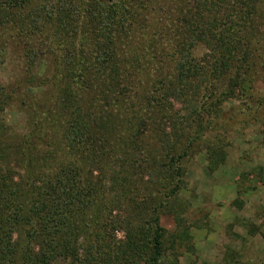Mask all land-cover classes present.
Segmentation results:
<instances>
[{"label": "trees", "instance_id": "16d2710c", "mask_svg": "<svg viewBox=\"0 0 264 264\" xmlns=\"http://www.w3.org/2000/svg\"><path fill=\"white\" fill-rule=\"evenodd\" d=\"M7 35L32 85L36 59L55 58L42 116L60 136L10 137L15 93L0 85V264H180L191 235L161 213L189 160L217 170L221 132L260 118L264 0H0Z\"/></svg>", "mask_w": 264, "mask_h": 264}, {"label": "rangeland", "instance_id": "374dc122", "mask_svg": "<svg viewBox=\"0 0 264 264\" xmlns=\"http://www.w3.org/2000/svg\"><path fill=\"white\" fill-rule=\"evenodd\" d=\"M24 46L9 35L0 40V85L13 87V92H7L15 93L2 120L12 130L10 137L19 141L27 140L31 127L36 126L48 143L54 142L60 135L53 131L55 124L43 121L46 117L42 115L48 107L55 110V89L50 84L55 80V58L44 52V57L36 59L32 85L27 80L30 63ZM254 93L263 100L253 110L259 120L245 128L237 125L239 132H221L231 144L225 149V163L217 170L209 172L203 153L189 160L184 187L171 201L174 208L161 213V225L169 234L177 230L179 218L191 235V240L176 246L180 264H264V79L257 83ZM42 126H47L45 133ZM38 132L36 138L41 135ZM115 234L117 240L124 238L122 231ZM54 264L64 263L58 260Z\"/></svg>", "mask_w": 264, "mask_h": 264}]
</instances>
